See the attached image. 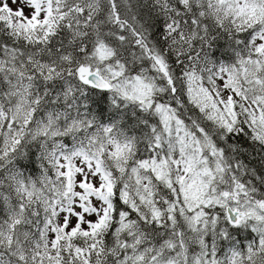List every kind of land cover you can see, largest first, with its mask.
Returning a JSON list of instances; mask_svg holds the SVG:
<instances>
[{
  "label": "snow or ice",
  "instance_id": "1",
  "mask_svg": "<svg viewBox=\"0 0 264 264\" xmlns=\"http://www.w3.org/2000/svg\"><path fill=\"white\" fill-rule=\"evenodd\" d=\"M0 264H264V0H0Z\"/></svg>",
  "mask_w": 264,
  "mask_h": 264
}]
</instances>
